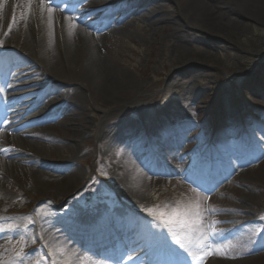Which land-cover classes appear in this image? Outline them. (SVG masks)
<instances>
[{
  "label": "rangeland",
  "instance_id": "374dc122",
  "mask_svg": "<svg viewBox=\"0 0 264 264\" xmlns=\"http://www.w3.org/2000/svg\"><path fill=\"white\" fill-rule=\"evenodd\" d=\"M75 1L64 0L62 5L69 8ZM228 1L205 0L215 12H224ZM249 1L264 5V0ZM161 4L170 19L180 15L196 21L189 0ZM78 6L81 13L94 9L93 0ZM231 19L221 36L182 27H177L180 33L159 32L139 17L122 34L107 35L102 55L118 71L145 84L143 97L137 105L106 117L105 110L86 103L81 134L58 118L40 126L50 140L12 141L17 150H26L23 140L41 144L36 154L49 164L72 158L67 165L80 174L68 186L49 182L51 188L58 183L69 188L44 199L31 184L33 165L17 162L16 173L10 163L0 161V170L10 179H0L6 193L0 215L11 217L0 225V232L23 225L21 232L0 238V264H152L150 245L162 222L159 213L147 210L157 206L166 212L165 218L173 210L180 214V223L166 225L169 246H179L182 252L180 264H264V18ZM58 23L54 20L51 28ZM21 46L18 53L0 57V78L29 69L36 72L28 74L29 79L20 77L24 83L48 79L33 59L19 53ZM28 49H35L33 41ZM176 69L184 73L172 81ZM16 80L13 76L10 83ZM183 80L186 87L180 86ZM30 83L21 90L0 92V101L40 89ZM215 106L220 109L216 131L210 115ZM102 122L113 124L106 135ZM124 125L139 131L126 134ZM74 134L78 151L55 141ZM7 151L17 153L11 145ZM88 216L97 220L90 230L81 227ZM60 220L68 224L63 227ZM103 246L113 255L120 251L118 259L100 258L97 250Z\"/></svg>",
  "mask_w": 264,
  "mask_h": 264
},
{
  "label": "bare ground",
  "instance_id": "6f19581e",
  "mask_svg": "<svg viewBox=\"0 0 264 264\" xmlns=\"http://www.w3.org/2000/svg\"><path fill=\"white\" fill-rule=\"evenodd\" d=\"M79 3L80 0H76L70 8L60 5V8L64 9L61 11L54 6L56 3L53 0V10L49 13L50 5L41 3V0H0V43L3 45L0 46V53H18V44H21L19 53L25 54L29 61L33 59V64L45 77L58 79V85L47 80L41 83L35 80L24 83L20 77L25 75L24 79H29L28 74L33 75L36 72L29 69L11 73L6 80L0 78L1 93L27 88L30 82L32 86L40 87L39 90L25 92L15 99L0 101V161L3 164L10 163L16 173L20 172L19 166H16L17 162L33 165L32 173L35 178L31 184L44 199L62 195L69 188L64 190L61 183L51 188L49 182L62 181L68 186L74 180L78 181L79 169L67 165L72 158L56 160L54 164L40 161L36 152L42 149V145L37 142H31L33 146L30 149L32 144L23 140L26 150H17L12 141L16 138L47 141L49 138L43 137L40 126L58 118L65 119L68 128L73 127L74 132L81 134L86 126L85 121L80 120L83 118L86 103L105 110L103 115L106 117L137 105L143 97L145 84L132 79L125 72L118 71L115 65L102 55L106 48L107 35L115 37L122 34L134 17L143 18L150 28H157L159 32H179L177 27H182L181 29L185 30L195 28L215 36H221L225 28L232 23L233 15L247 22L264 18V5L254 6L249 0H243L241 3L236 0L225 2L224 12L212 11L205 0H189L195 10V22L180 15L170 19L163 11L161 0H93L94 9L89 13L79 12ZM54 20H59L56 29L51 28ZM77 20L79 23H76ZM31 41L35 44L34 50L28 49ZM180 73L184 71L176 69L170 79L175 80ZM13 76L17 78L16 83H10ZM180 86L186 87L187 81H181ZM16 104H21L19 109H14ZM24 118L28 119L23 121ZM114 126L118 128V125ZM112 127L113 124L110 126L106 122L100 124V129L105 135L106 130ZM124 128L126 134L139 131L137 127L136 129L130 125H124ZM76 136L74 134L70 139L58 137L55 141L67 143L71 150L78 151ZM10 145L17 153L7 151ZM3 171L0 170V179L10 181L9 175ZM56 173L62 176H55ZM5 194L0 189V205L5 199ZM5 220L0 219V225ZM90 220L92 218L88 216L84 221L88 223ZM64 221L60 220L63 227L68 224ZM21 228L23 225L8 226L0 232V238L21 232Z\"/></svg>",
  "mask_w": 264,
  "mask_h": 264
},
{
  "label": "snow or ice",
  "instance_id": "6c2138e0",
  "mask_svg": "<svg viewBox=\"0 0 264 264\" xmlns=\"http://www.w3.org/2000/svg\"><path fill=\"white\" fill-rule=\"evenodd\" d=\"M45 0H41V3H44ZM81 3H85L86 0H80ZM47 3L50 5L48 8L49 13L53 10V0H47ZM56 8L60 9L61 11H64L63 8H60V5L56 4L54 5ZM76 23H79V20L76 21ZM87 27V25H85ZM9 30H11V27L9 26ZM149 214H157L159 213L161 217V222L165 225H172V224H178L180 223V214L177 210H173V213L169 218L166 217V212L164 210H161L159 206H157L155 209H148L147 210ZM264 219V218H262ZM169 232L173 233L172 227H169ZM255 235L259 236V232H256ZM170 241L167 239L161 240L158 235H154L151 242V250L153 255L155 256V260L152 261V264H180L181 260H183L182 256H179L176 249L173 247H170ZM182 248L183 245H180ZM210 255L211 253H207Z\"/></svg>",
  "mask_w": 264,
  "mask_h": 264
},
{
  "label": "trees",
  "instance_id": "16d2710c",
  "mask_svg": "<svg viewBox=\"0 0 264 264\" xmlns=\"http://www.w3.org/2000/svg\"><path fill=\"white\" fill-rule=\"evenodd\" d=\"M256 80H257V82L260 84V81H259V78H258V77L256 78Z\"/></svg>",
  "mask_w": 264,
  "mask_h": 264
}]
</instances>
